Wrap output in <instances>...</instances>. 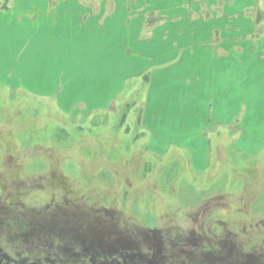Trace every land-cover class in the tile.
Returning <instances> with one entry per match:
<instances>
[{"label":"rangeland","instance_id":"rangeland-1","mask_svg":"<svg viewBox=\"0 0 264 264\" xmlns=\"http://www.w3.org/2000/svg\"><path fill=\"white\" fill-rule=\"evenodd\" d=\"M75 1L102 13V22L116 3L139 6L151 22L166 20L152 35L157 47L161 38L178 35V22L188 26L179 34L183 39L196 33L212 47L225 43L231 54L227 98L239 115L206 132L205 171L196 172L191 156L177 149L161 156L147 150L148 75L118 84V97L102 108H85L74 99L81 85H68V107L60 105V92L33 91L35 81L47 90V70L54 67L40 58L33 68L26 66L30 45L19 48L14 20L22 22L28 42L42 9L52 13ZM5 12L14 20L0 16L2 250L49 264H90L96 257L88 253L100 244L112 260L101 264L121 263L116 250L143 252L160 264H213L229 254L243 260L246 253L247 262L258 261L249 264H264V0H0V14ZM194 19L197 23H191ZM40 36L39 48L64 57L60 43ZM71 60L78 61V53ZM16 70L22 75L16 77ZM8 75L18 81L6 82L13 80ZM68 79L63 76L58 89Z\"/></svg>","mask_w":264,"mask_h":264},{"label":"crops","instance_id":"crops-1","mask_svg":"<svg viewBox=\"0 0 264 264\" xmlns=\"http://www.w3.org/2000/svg\"><path fill=\"white\" fill-rule=\"evenodd\" d=\"M75 2L72 6L60 5L63 8H55L52 13L42 9L39 19L32 26L28 42L22 37V22L17 18L14 20L8 12L0 14L7 18V22L14 20V24L20 27L19 36L16 37L20 38L19 48L23 50L30 45L31 55L26 60V66L33 68L34 60L40 58L54 67L53 70H47L51 83L47 84V90H41V85L35 81L36 89L33 91L48 95L60 92V105L68 107V97L71 94L68 85L71 88L81 85V88L77 86V92H74L77 96L74 99L81 101L85 108H102L105 102L107 104L118 97L119 85H123L125 79L148 75V102L143 121L144 129L149 133L147 150L161 156L177 149L191 156L196 172L205 171L210 155L206 132L215 126L230 124L238 114L231 109L230 99L227 98L231 89V54L225 49V43L218 41L212 47L203 42L208 38H202L201 41L196 33L191 38L183 39L182 34L188 26L178 22L179 25L175 28L178 35L174 38H161V45L157 47L152 43L155 40L152 35L156 28L168 24L166 20L151 22L147 19L148 15H144V10H139L138 5L137 9H133L116 3L112 15H107L102 22V13ZM193 8L194 12H200L199 8ZM49 12V15L46 14ZM197 16L199 15L196 18ZM120 17L123 19L122 23H119ZM187 17L181 16L182 19ZM191 23H197V19ZM180 33L182 34L179 35ZM40 34L45 39H55L60 43L64 57L55 58L51 49L47 51L44 47L39 48ZM124 34H129L130 38L126 39ZM209 40L213 43L214 38ZM190 41L193 43L189 47ZM220 49L223 54L219 52ZM73 53H78V61L71 60ZM260 56L264 57V54ZM14 75L21 76L22 71L16 70ZM63 76L72 79H68L58 89ZM81 76L82 78L75 79ZM7 77L13 79H7L8 83L18 81L11 75ZM103 86L110 92L107 94L108 99L102 96ZM245 115L248 116V113ZM242 126L245 131L242 132V137H246L247 121ZM254 132L255 130L251 134Z\"/></svg>","mask_w":264,"mask_h":264},{"label":"flooded vegetation","instance_id":"flooded-vegetation-1","mask_svg":"<svg viewBox=\"0 0 264 264\" xmlns=\"http://www.w3.org/2000/svg\"><path fill=\"white\" fill-rule=\"evenodd\" d=\"M100 246H101V244L97 245L96 251H93V253H92V250L90 253H88L89 257L92 256L90 259H93L96 257L95 261L98 262V263H94L95 261L91 260L90 264H101L100 263L101 261H103L105 263H110L112 261V260H109V257H107L106 255H105V257H107V258L105 259L104 253H102V251L100 250ZM117 246H121V245L118 243ZM89 248L87 247L86 250H88ZM104 251L109 252L108 249H105ZM127 251H129V250H123V251H117L116 250L115 254L119 255V256H116V258H120L118 260L121 262V263H117V264H160V263H158V261H156V258H154L153 256H149V257L144 256L143 252L138 253V252H132L131 251L130 253H128ZM229 256H230V254L227 256H224V258L229 257ZM82 257L83 258L85 257V253H83ZM136 257H137V259H136ZM68 259L69 258H66V262ZM238 260H241V259H238ZM241 261L245 264L252 263L250 261L247 262L246 257H244V259ZM210 263H227V262L225 260H223V261L216 260V261H211ZM253 263H258V261H254ZM0 264H49V263H47L46 261H43V260H38V259L26 261L23 259L15 258L11 254H9L8 252H5L4 250H2V248L0 247Z\"/></svg>","mask_w":264,"mask_h":264},{"label":"trees","instance_id":"trees-1","mask_svg":"<svg viewBox=\"0 0 264 264\" xmlns=\"http://www.w3.org/2000/svg\"><path fill=\"white\" fill-rule=\"evenodd\" d=\"M152 223H154V221L153 220H151L150 219V225L152 224ZM127 246H125V248H126ZM131 248V247H130ZM250 253H252V252H250ZM233 255H230L229 257H222L221 259H218V257L216 258V260L218 259L219 261H223V260H225L227 263H231V264H236V263H243L241 260H238L239 258H237V256H235V258H233L232 257ZM248 256V254L246 253V257ZM237 259V260H236ZM253 263V262H252ZM213 264H216V263H213Z\"/></svg>","mask_w":264,"mask_h":264}]
</instances>
